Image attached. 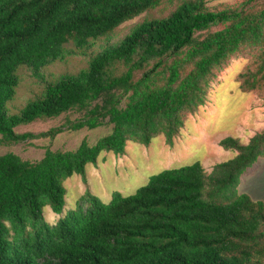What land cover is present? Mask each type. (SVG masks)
<instances>
[{"label":"trees","instance_id":"obj_1","mask_svg":"<svg viewBox=\"0 0 264 264\" xmlns=\"http://www.w3.org/2000/svg\"><path fill=\"white\" fill-rule=\"evenodd\" d=\"M172 1L0 0V144L111 125L94 144L47 149L34 162L0 155V264H264V202L237 191L245 170L264 157V130L247 143L223 138L220 146L236 155L209 173L199 162L163 169L134 194L114 192L109 203L86 190L64 213V181L74 174L85 181L101 153L122 155L128 142L147 146L160 135L172 145L235 54L251 55L240 88L264 98V0L219 8L177 0L168 15L144 19L89 53L77 73L49 81L41 74ZM23 66L44 87L11 113ZM72 111L83 115L37 134L15 130ZM46 207L60 216L54 224Z\"/></svg>","mask_w":264,"mask_h":264},{"label":"rangeland","instance_id":"obj_2","mask_svg":"<svg viewBox=\"0 0 264 264\" xmlns=\"http://www.w3.org/2000/svg\"><path fill=\"white\" fill-rule=\"evenodd\" d=\"M242 0H210V7L237 5ZM178 1L163 2L154 9L148 10L136 18L126 21L109 35L93 42L88 54H69L63 61H57L44 67L41 74L45 80H52L63 74H74L87 66L89 53H96L108 43L121 39L138 22L144 19L160 18L168 15ZM219 27L213 28V30ZM67 48H73L71 44ZM251 59L248 52H240L229 58L226 64L216 73L208 87L206 103L188 114L183 126L168 145L163 135L151 140L150 144L128 142L125 152L116 155L103 152L96 164L86 167L85 181L74 174L64 181L66 188V205L74 209L76 201L89 190L103 203H109L114 192L124 196L134 194L145 185L149 178L168 168H177L195 162L201 163L207 173L220 162L227 161L236 155L232 149H224L220 141L228 136L238 138L247 143L256 133L264 130V98L254 91L240 88L238 74L243 71ZM20 82L15 99L9 103L11 113H17L21 107L44 87L31 71L23 66L18 71ZM83 113L69 112L52 119L36 120L27 125L18 126V133H40L50 128L65 124L67 119L76 120ZM111 131V125L105 124L96 129L65 130L54 138L44 137L17 142L0 144V155L12 152L24 160L37 161L47 149L56 151L74 150L84 139L94 144L100 137ZM238 193H246L255 200L264 202V157L258 158L252 167L245 170L240 177ZM44 217L54 224L59 215L54 214L50 207L44 209Z\"/></svg>","mask_w":264,"mask_h":264}]
</instances>
